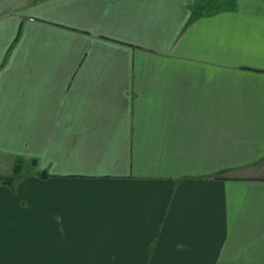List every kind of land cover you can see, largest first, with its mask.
I'll use <instances>...</instances> for the list:
<instances>
[{"label": "crops", "instance_id": "crops-1", "mask_svg": "<svg viewBox=\"0 0 264 264\" xmlns=\"http://www.w3.org/2000/svg\"><path fill=\"white\" fill-rule=\"evenodd\" d=\"M0 154V264H264V0H0Z\"/></svg>", "mask_w": 264, "mask_h": 264}, {"label": "rangeland", "instance_id": "rangeland-1", "mask_svg": "<svg viewBox=\"0 0 264 264\" xmlns=\"http://www.w3.org/2000/svg\"><path fill=\"white\" fill-rule=\"evenodd\" d=\"M223 1V0H222ZM228 1V0H227ZM212 5V2H211ZM19 159H23V165H22V170L21 171H16L15 170V165L19 161ZM32 159H24L21 157L18 158H11L8 156H5L3 154H0V174L7 176H15L18 177L20 176L23 172H28L31 170L32 165L30 164V161ZM25 173L24 175H26Z\"/></svg>", "mask_w": 264, "mask_h": 264}, {"label": "trees", "instance_id": "trees-1", "mask_svg": "<svg viewBox=\"0 0 264 264\" xmlns=\"http://www.w3.org/2000/svg\"><path fill=\"white\" fill-rule=\"evenodd\" d=\"M233 3H234V1H233ZM35 161V163H37V160L36 159H34ZM23 159H19V161L17 162V164L15 165V170L16 171H21L22 170V165H23Z\"/></svg>", "mask_w": 264, "mask_h": 264}]
</instances>
